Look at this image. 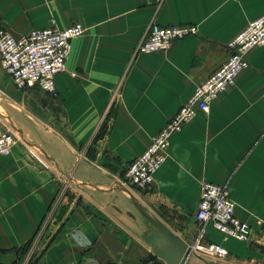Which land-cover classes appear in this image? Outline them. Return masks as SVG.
Here are the masks:
<instances>
[{"label": "crops", "instance_id": "crops-1", "mask_svg": "<svg viewBox=\"0 0 264 264\" xmlns=\"http://www.w3.org/2000/svg\"><path fill=\"white\" fill-rule=\"evenodd\" d=\"M263 13L264 0H58L54 26L79 24L83 33L70 41L54 98L17 90L0 67V123L15 137L0 158V264H27V253L29 264H143L149 225L121 189L192 248L204 182L225 187L250 239L208 227L205 239L226 255L190 251L182 264H261L264 46L250 49L247 67L206 113L195 111L170 137L148 188L123 184L122 172L224 62L225 44ZM150 23L193 24L197 33L163 52L134 53ZM48 26L10 33L0 13L14 38Z\"/></svg>", "mask_w": 264, "mask_h": 264}, {"label": "built area", "instance_id": "built-area-1", "mask_svg": "<svg viewBox=\"0 0 264 264\" xmlns=\"http://www.w3.org/2000/svg\"><path fill=\"white\" fill-rule=\"evenodd\" d=\"M82 33L79 24H71L63 29L50 24L45 28L33 29L23 37L14 38L0 27V67L17 90L35 89L46 95H55L54 77L64 70L70 41ZM196 33L197 28L193 24L160 26L150 23L144 37L135 46L134 53L163 52L172 42L195 36ZM259 46H264V13L248 21L225 44L227 56L224 62L194 88L188 99L151 138L145 150L125 166L123 184L142 189L150 186L152 176L163 163L170 137L190 121L195 111L206 113L209 102L234 85L238 73L247 67V53ZM14 144V135L0 123V158L6 156ZM233 213L234 204L224 186L201 183L193 213L196 232L190 251L213 258L226 255L221 246L205 239L208 227L226 240L249 241L250 227L238 221ZM259 238L264 245V227ZM72 264L97 263L86 259Z\"/></svg>", "mask_w": 264, "mask_h": 264}, {"label": "water", "instance_id": "water-1", "mask_svg": "<svg viewBox=\"0 0 264 264\" xmlns=\"http://www.w3.org/2000/svg\"><path fill=\"white\" fill-rule=\"evenodd\" d=\"M123 191L135 211L149 225L147 234L142 241L149 249L143 264H182L188 256L190 248L175 236L153 214L146 211L137 199L125 189Z\"/></svg>", "mask_w": 264, "mask_h": 264}, {"label": "rangeland", "instance_id": "rangeland-1", "mask_svg": "<svg viewBox=\"0 0 264 264\" xmlns=\"http://www.w3.org/2000/svg\"><path fill=\"white\" fill-rule=\"evenodd\" d=\"M0 13H2L7 26H10L8 29L10 33L22 34L32 26L38 27L44 24L59 25L58 0H0ZM47 97L53 99L54 95H47ZM3 107L17 115L10 108ZM28 254L25 258L27 264L30 261L27 260V257L32 256ZM192 256L201 257L199 253H192ZM20 260L24 259L20 258ZM261 264H264V261Z\"/></svg>", "mask_w": 264, "mask_h": 264}]
</instances>
